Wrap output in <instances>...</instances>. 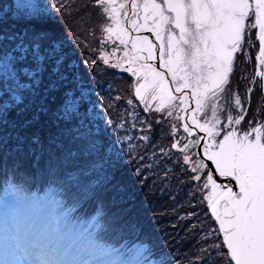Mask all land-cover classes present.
Masks as SVG:
<instances>
[{
    "label": "snow or ice",
    "instance_id": "1",
    "mask_svg": "<svg viewBox=\"0 0 264 264\" xmlns=\"http://www.w3.org/2000/svg\"><path fill=\"white\" fill-rule=\"evenodd\" d=\"M58 3L59 0H52L54 12L64 11L66 5L57 8ZM32 7L37 12L36 24L44 25L53 19L51 14L39 15L46 10L38 5ZM93 7L99 9L98 15L103 20L98 26L102 37L98 59L136 77L133 96L144 105V112H162L173 121L170 134L174 142L170 149L182 154L181 173L188 166L192 173L189 180L198 182L188 195L205 193L203 201L218 225L207 236L215 235L219 242L209 245L201 237L204 247L197 249L191 264H216L218 259H226L227 264H264V123L258 122L256 127L241 132L237 126L246 113L243 104L250 103L254 89L246 90L244 101L238 92L230 91L235 54L244 50L245 43L251 45L253 29H258L257 68L264 67V0H93ZM141 31L151 33L155 42L148 36L132 35ZM89 35L94 32L89 31ZM76 42H81L79 36ZM108 42L114 44L111 53L102 50ZM120 46L125 49L123 57L111 63ZM85 63L95 65L97 61ZM256 77L264 80V71H256L253 83ZM80 80L65 41L57 38L51 29L33 27L31 34L27 30L0 33V122L6 120L11 109L23 112L38 98L46 101L50 94H60V102L54 109H49L47 102L37 105L38 112L53 113L54 130L48 136V148H44L39 134L29 137L30 144L41 149L35 165L39 167L46 151L45 168L49 172L60 168L65 160L82 157L85 152L102 159L105 147L114 149L115 145L130 140L129 136H119L108 141L107 127L93 132L95 105L89 107V94ZM260 87L264 89V83ZM127 103L132 105L133 99ZM233 109L240 114L233 115ZM224 113H227L226 123L221 120ZM127 115L139 119L135 112ZM104 123L109 126L112 122ZM123 127L122 122L114 131ZM181 127L186 135L177 139ZM201 145L203 158H197L198 153L192 149ZM15 151L22 149L17 146ZM32 151L35 155V150ZM159 151L162 156L171 155L164 148ZM205 159L211 162L214 171L208 170ZM19 167V161H14L11 168L4 161L0 180L12 189L19 186ZM91 169L98 171L96 161L91 162ZM214 174L230 178L234 184L217 183ZM169 176L165 168L162 182ZM67 179L77 187L78 195L96 202L94 211L99 222L95 227L106 231L110 223L99 200V182H88L83 170L79 175L69 174ZM196 215L189 212L178 219ZM191 227L194 230L196 225ZM3 264L8 261L4 260ZM159 264L166 262L160 260Z\"/></svg>",
    "mask_w": 264,
    "mask_h": 264
},
{
    "label": "rangeland",
    "instance_id": "2",
    "mask_svg": "<svg viewBox=\"0 0 264 264\" xmlns=\"http://www.w3.org/2000/svg\"><path fill=\"white\" fill-rule=\"evenodd\" d=\"M34 4L38 5L39 9L46 10L41 11L39 15L47 16L51 14L54 16L57 13L53 10L52 0H10L7 4V8H12L14 12L18 14L37 16L36 10L32 7ZM60 4H65L67 7H65V9L78 7L79 18L80 14L82 18L80 22L78 21L76 23L79 31L76 37L79 36L81 39L83 36H86L90 38V41L98 42L97 45L89 48L92 55L98 58L100 56V40L102 38L98 26L103 20L102 17L98 15L99 9L93 7V0H59L56 7L59 8ZM70 4L73 5L68 6ZM95 14L97 15L95 16ZM89 31L94 32V35H89ZM257 31L258 29H253L251 31V45L245 43L244 50L240 52L241 57L237 61V64L241 66L242 71H240V74L234 75L230 83V91L238 92L242 101H244L248 95L246 90L249 87L254 89L250 99L251 106L254 108V113H259L262 109V95L260 92L261 90H259L258 78L256 77L255 83L252 82L257 69L255 59L259 50V42L256 37ZM60 34L62 35L61 39L64 40L72 34V31H61ZM132 35L150 36L149 39H155L152 35L143 34V31L140 33H132ZM71 40L72 38L68 37L69 42L66 40L64 41L69 56L75 54L74 59L70 58L75 65L74 60L77 56L81 55V53L71 44ZM116 44H118V42H116ZM87 45L89 46L88 43ZM83 46H85V44H82V47ZM128 47L130 48L131 45ZM113 48V42H108L103 46L102 50L105 53H111ZM124 51L125 49L123 46H120V50L111 58V61L115 58V63L117 58L123 57ZM144 54L145 53H141V55ZM246 59L249 61L248 66H246L245 63ZM156 66L158 67V65ZM75 67L77 75L80 78H85V76L82 77L83 74L86 75L96 72V74L91 77L92 80L89 83L82 82L89 94V107L95 105V111L92 113L95 117L93 132L95 133L96 129L107 127L105 136L108 141L115 140L119 136H129L130 140L115 145L114 149L105 147L102 159L89 156V154L85 152L80 158L65 160L60 168L52 171V178L50 179L51 172L47 171L45 168V161L48 158L47 152L45 151L41 156L39 167H37L35 165V160L37 156L41 155V149L38 145H31L29 140V137L33 134L30 130L34 128V126H38L29 119L23 120L21 116H18L16 123L21 126L18 127L16 134H18L19 139L16 143L9 146L8 151L5 152L6 157H17L22 168L25 166L31 170L33 169L31 172H34L39 179L41 178V182L60 188L64 186L71 190L68 192L71 196L80 200L87 198H83L77 194V187L70 182L67 177L69 174L79 175L82 170L85 171L87 173L88 182H99V200L102 201L107 211L108 221L110 223V228L108 227L107 229L114 232L110 233L106 230L105 233L109 234V236L118 242L123 240V238L130 237H133V240L135 239L134 243L137 241L141 242L142 240L147 246L142 251V255L144 256L148 254V248H150V250H154L153 256L157 259H163L167 264H191L197 249L204 247L205 241L202 240L201 237H205L206 243L209 245L219 242L215 235L211 237L207 236L210 230L218 228L209 213L207 202L203 201V195L205 193L195 192L191 197L188 195L193 184L198 182L189 180L192 173L188 166H185V171L181 173L180 164L183 163L182 154L175 149H170V145L174 142V138L170 134L173 121L165 113L143 111L144 105L133 96V85L136 77L132 76L131 73L121 68H114L107 65L110 78L104 80L98 77V75L102 76L104 71L103 66L86 64V66L81 67V69L78 68L77 65H75ZM113 70H118V73L114 74ZM259 70H262V67L259 68ZM80 72L83 74H80ZM127 76H130L132 81L129 83L128 87L125 85L124 80ZM117 97L119 98L117 99ZM129 99H133L132 105L127 103ZM243 106L245 108L246 105L243 104ZM55 107L50 106L49 108L54 109ZM131 112H135L139 119L127 115V113ZM52 114L50 110V112H48L49 117L47 116L49 119H46V122L47 125L49 122L50 128L53 129L54 121L51 119ZM238 114H240L238 110L233 109V115ZM226 115L227 113H224L221 116L222 121H225ZM105 120H110L112 122L111 125L106 126L104 123ZM141 121L144 123H141ZM26 122L28 123L26 124ZM122 122L124 127L114 131L116 126ZM1 123L4 125L7 124V118ZM25 125L27 127H24ZM157 126L161 131L159 134H157ZM37 132L40 136L44 134L40 130H37ZM47 133L50 135L51 130H47ZM179 133L181 134H178L176 137L177 139L179 136L186 135L181 130H179ZM2 135L3 134H0V138H2ZM145 135L148 137L147 140L139 139V137ZM17 146H19L22 151H15ZM197 147L198 146H195L192 149L194 153H198ZM44 148H48V143L44 145ZM160 148L170 151L171 155L162 156L159 151ZM32 149L35 150V155ZM9 150L13 151L10 152ZM107 153H111V155L109 156ZM24 154L25 158H22ZM197 158H201V156L198 154ZM92 161H96V168L98 171H93L91 169ZM165 168L168 169L170 176L167 181L162 182L161 175ZM137 169H140L139 175H137ZM203 175L206 176V172ZM105 176L108 177L106 180L104 179ZM147 177L152 187L143 189ZM181 181L184 183L181 184ZM140 186L141 193L139 189ZM62 191L63 190H61V192ZM36 196L38 197L37 201L31 202L29 207L20 205L19 208L16 209L18 206L11 205L4 213L1 229L6 228L8 225H11V227L19 226H17L16 230H13L11 235L15 239L14 242L8 241V235L6 236L7 242H3L0 236V264H3L4 260H7L8 264H18L19 259L26 258L22 250H20L19 254H10V251L8 255H5L6 251L9 249L11 250L12 245H14L13 249L20 247L16 245L19 238L18 231H22L20 227H27L30 230L37 231L40 235L52 241V246H54L53 242L57 241V251L61 247L63 254L60 258L53 259L55 263L59 264L62 259L63 264H71L75 262V259H78L79 262H75L76 264H102L103 260H100V258H102L101 256H92V254H89V251H95L94 245L92 247L87 246L86 248H82L78 252V248L83 245L84 241L81 240V230H83V228L77 227L74 229L72 227H63V210L59 207V197H52L51 191V198H46L47 196L39 194ZM9 197L10 195L2 190L0 194V203L5 204L9 200ZM57 201L58 205H56ZM82 203L89 215L92 216V214H95L96 202L87 199L84 200V202L82 201ZM193 205L195 206L193 207ZM35 210L36 212L34 213ZM11 211L14 212L11 213ZM150 211H161L162 214L159 216H152L149 219L148 214ZM189 212H196L197 215L194 218L187 217L182 219V221L178 219V217L184 216ZM193 224L196 225L194 230L191 227ZM139 227L142 229L140 238H138V234H134L136 232L134 229ZM1 232L5 233L6 231L2 229ZM220 239L222 238L220 237ZM158 247L161 248L158 250ZM22 248L27 249L28 247ZM151 253L152 252H149V254ZM74 256L76 257L73 260ZM35 257L36 255L32 254L29 261H33ZM46 262L47 261H45V258L42 256L41 258H36L34 264H46ZM132 262L133 261L129 259L122 262V264H132ZM108 264L116 263L113 260ZM216 264H227V260L218 259Z\"/></svg>",
    "mask_w": 264,
    "mask_h": 264
},
{
    "label": "trees",
    "instance_id": "3",
    "mask_svg": "<svg viewBox=\"0 0 264 264\" xmlns=\"http://www.w3.org/2000/svg\"><path fill=\"white\" fill-rule=\"evenodd\" d=\"M10 2V0H0V33H21L27 30L29 34H31V30L33 27L39 28V27H45L51 29L55 36L57 38L62 37L60 34L61 31L64 32H70L72 31V34L68 37H71L72 40L70 41L73 46L77 49L81 55L77 56L74 60L75 65L78 66V68L81 69V67L86 66L85 61H91L96 60L97 65L103 66L104 71L102 73V76L98 75L99 78H102L104 80H108L109 74L107 71V65L103 63L100 59H98L96 56L92 55V52L89 50L91 46H95L98 44V42H92L90 41V38L83 36V38L80 39V43H77L76 35H78V28L76 26V23L82 18L80 14H78V7L75 8H69L65 9L64 11L57 12L53 19H51L47 24L39 25L36 24V16H29L25 14H18L15 13L12 8H7V4ZM73 4H70L68 6H71ZM67 8V7H66ZM97 14H95L96 16ZM49 16V15H47ZM68 37H66L64 40L68 41ZM69 42V41H68ZM89 44V46L87 45ZM68 44V43H67ZM82 44H85V46L82 47ZM75 54H71L69 57L74 59ZM114 59H112L111 63H114ZM76 68V67H75ZM83 72V71H82ZM80 72V74L82 73ZM113 73H118V70H113ZM83 74V73H82ZM95 73H89L85 76V78H81L80 83L86 82L89 83L92 80V76H94ZM125 85L128 87L129 83H131V77L127 76L125 77ZM41 102H47L48 106L55 107L60 102V94H51L47 97V100L44 101L42 98H38L34 103H32L29 108L26 111L21 112L19 109H11L7 113V124H2L0 122V134L2 135L3 143H0V177L4 175L3 171V165L5 159L7 160V166L11 168L14 161H18L16 158H7L5 152L8 151L9 146L16 143L18 140V134L16 132L18 131L19 125L17 122L18 116H21L23 120L29 119L30 121L34 122L38 127L32 128L30 131L32 133H37V130L42 131L44 134H42L41 138L43 141V144L46 145L48 143V136L47 130H54L50 128L49 122L47 125L46 119L48 116L44 112H38L37 105ZM25 103H28V101H25ZM24 105L22 104L20 106L21 109H23ZM50 109V108H49ZM45 115V116H44ZM36 117V119H33V117ZM49 117V116H48ZM24 125V124H23ZM24 127H27L26 125ZM157 134H159L161 131L159 127L157 126ZM47 133V134H46ZM12 134V135H11ZM25 156L22 155V158ZM25 158V157H24ZM24 168V169H23ZM21 166L17 170V182H18V189L22 192L19 195H14L13 198H21L22 200H34L36 199V195L41 194L46 191V188L51 191L52 197L56 196L59 197V207L60 209L64 210L67 209L66 212V219L64 221V226H72L74 228L82 227L83 231L86 232L88 237V242L92 243L95 246V252L102 254V255H108L109 257H113L115 260H118V262H125L126 260L131 259L133 262L132 264H159L160 260L163 259H157L154 254V250H150L148 248L149 252H152L151 254H148L146 256L142 255V251L147 246L142 242H135L130 238H123L120 242L117 240H114L109 234L105 233V231L101 232L100 229L95 227V225L99 222L96 214L89 215L85 208L84 200L87 199H78L74 198L73 196L68 193L69 189L62 186L61 188L58 186H52L51 184H47L45 182H41V178L39 179L37 175L30 168H26L25 166ZM26 172V173H24ZM145 174V173H143ZM52 172L50 173V179L52 178ZM5 186V187H4ZM7 184L0 180V194L3 189H5ZM151 184L148 182V177L146 179L144 188H151ZM140 193H141V186L139 187ZM61 190H63L61 192ZM7 203V202H6ZM5 203V204H6ZM4 204V205H5ZM0 205H3L0 203ZM155 212V213H154ZM1 214V212H0ZM161 211H150L148 216L149 219L152 216H159L161 215ZM182 221V219H181ZM110 228V227H109ZM140 228V227H139ZM108 230V229H107ZM109 231V230H108ZM110 233H114L109 231ZM142 229L140 228L139 231L134 233L135 235L138 234V238L141 237ZM182 232V231H181ZM158 247L157 249L159 250ZM104 250V251H103ZM113 252V253H109ZM151 260V261H150ZM150 261V262H148ZM167 264V263H166Z\"/></svg>",
    "mask_w": 264,
    "mask_h": 264
},
{
    "label": "flooded vegetation",
    "instance_id": "4",
    "mask_svg": "<svg viewBox=\"0 0 264 264\" xmlns=\"http://www.w3.org/2000/svg\"><path fill=\"white\" fill-rule=\"evenodd\" d=\"M150 38V36H148ZM152 39V38H151ZM155 40V39H154ZM241 57V53L238 52L235 54V60H234V65H233V72L231 73L230 75V83L232 82L231 79H233V76L234 75H237V74H240V71H242L241 69V66H239L237 64V61L240 59ZM254 60V59H253ZM246 66L249 65V61H247L246 59ZM255 64H256V68H257V60L255 59ZM259 70L258 68L256 69V71ZM261 71H264V67H262V70ZM256 73V72H255ZM258 78V81H259V87L262 83H264V80H261L259 77ZM251 85V84H250ZM252 86V85H251ZM259 90H261V95L263 96L262 94V91L264 89H262L261 87L259 88ZM261 111L259 113H254V108L251 106V103H244L246 106H245V109H246V113H244V119L241 121V124L238 125V129L243 132V131H246L249 129V127H256V124L258 122L260 123H264V103H263V99H261ZM210 114V113H209ZM225 121H222V122H227L226 121V118L224 119ZM250 122H252L250 124ZM180 130L183 132V128L181 127ZM181 134V133H179ZM200 136H203L204 133H199ZM201 149H202V145H201ZM197 152H198V147H197ZM200 156V155H199ZM202 158V157H201ZM205 162V161H204ZM206 163V162H205ZM209 170H210V167H209Z\"/></svg>",
    "mask_w": 264,
    "mask_h": 264
},
{
    "label": "bare ground",
    "instance_id": "5",
    "mask_svg": "<svg viewBox=\"0 0 264 264\" xmlns=\"http://www.w3.org/2000/svg\"><path fill=\"white\" fill-rule=\"evenodd\" d=\"M199 154V153H198ZM136 227V226H135ZM2 229H4V231H6L5 233H0V236H1V238H2V241L3 242H7V238H6V236L8 235V241H10V242H14L15 241V239H14V237H12L11 235H12V232H13V230L15 229V227H11L10 225H8V227L5 229V228H2ZM21 229V228H20ZM139 229L140 228H135L134 229V231L136 230V232L137 231H139ZM135 232V233H136ZM40 234L37 232V231H35V230H31V231H29L27 234H26V236H29V239H30V242H32V240H34V241H36V242H39V241H41L44 237L42 236V235H40V236H42V237H40L39 236ZM23 237H25V236H23V235H21V236H19V238H18V240H21ZM52 243V241H49L48 242V244H45L44 246H46V247H48V248H44V249H42V248H40V249H38V248H33V249H38V251H43V252H45L46 254H48V255H50L51 257H53V259L55 260V259H57V256L58 255H62L63 254V251H62V248L60 247L59 248V250L58 251H55V250H53L52 248H49V246H50V244ZM57 241L56 242H53V245L54 246H56L57 244ZM39 245H37V247H38Z\"/></svg>",
    "mask_w": 264,
    "mask_h": 264
},
{
    "label": "water",
    "instance_id": "6",
    "mask_svg": "<svg viewBox=\"0 0 264 264\" xmlns=\"http://www.w3.org/2000/svg\"><path fill=\"white\" fill-rule=\"evenodd\" d=\"M143 34H147V35H152L151 33L147 32V31H143ZM154 41V40H153ZM155 42V41H154ZM158 65V64H157ZM134 93V91H133ZM262 99H263V103H264V90L262 91ZM201 146H198V153L199 155L203 158L202 156V153H201ZM210 167V170H213L214 171V166L211 164L210 161L208 160H204ZM214 178L217 180V183H220V184H225V185H232L234 184V181H231L230 178H227V177H219L218 175H215L214 174ZM234 190H237V189H234ZM210 213V212H209ZM211 215V214H210ZM212 217V216H211ZM212 219L214 220V218L212 217ZM215 222V220H214ZM216 224V223H215ZM217 228H218V225L216 224ZM222 238V237H221Z\"/></svg>",
    "mask_w": 264,
    "mask_h": 264
}]
</instances>
